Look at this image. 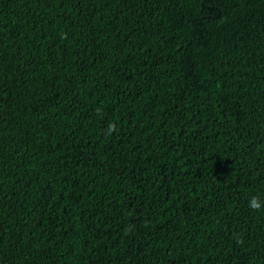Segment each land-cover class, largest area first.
Listing matches in <instances>:
<instances>
[{"label": "trees", "instance_id": "obj_1", "mask_svg": "<svg viewBox=\"0 0 264 264\" xmlns=\"http://www.w3.org/2000/svg\"><path fill=\"white\" fill-rule=\"evenodd\" d=\"M253 196L264 0H0V264H264Z\"/></svg>", "mask_w": 264, "mask_h": 264}, {"label": "clouds", "instance_id": "obj_2", "mask_svg": "<svg viewBox=\"0 0 264 264\" xmlns=\"http://www.w3.org/2000/svg\"><path fill=\"white\" fill-rule=\"evenodd\" d=\"M108 133L111 134L113 131H115V124H110L108 126ZM248 206L253 211H259L261 209H264V201H261L259 197L253 196L249 202Z\"/></svg>", "mask_w": 264, "mask_h": 264}]
</instances>
